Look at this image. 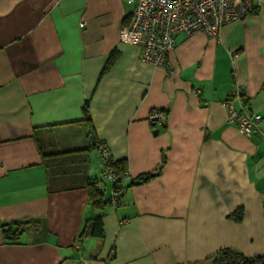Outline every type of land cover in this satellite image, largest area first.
I'll return each instance as SVG.
<instances>
[{
  "label": "crops",
  "instance_id": "1",
  "mask_svg": "<svg viewBox=\"0 0 264 264\" xmlns=\"http://www.w3.org/2000/svg\"><path fill=\"white\" fill-rule=\"evenodd\" d=\"M135 3L0 0V264L264 255V0L218 37L178 34L169 69L128 40ZM236 85L263 116L250 137L228 121ZM87 101L97 138L128 163L121 203L100 212L89 199L101 156L89 148ZM153 110L167 114L157 126ZM102 186L109 199L112 182ZM98 213L103 236L79 237ZM29 219L39 227L6 238L3 224Z\"/></svg>",
  "mask_w": 264,
  "mask_h": 264
},
{
  "label": "built area",
  "instance_id": "2",
  "mask_svg": "<svg viewBox=\"0 0 264 264\" xmlns=\"http://www.w3.org/2000/svg\"><path fill=\"white\" fill-rule=\"evenodd\" d=\"M135 1L131 25L127 28L131 40L141 46V58L154 65L169 69L168 56L175 48V38L183 33L192 35L202 32L218 37L224 25L247 17L262 0H130ZM84 25V24H82ZM245 88H236L225 100L228 121L246 135L257 133L263 122L260 113L247 109L243 104ZM166 113L153 110L149 122L157 126L166 118ZM101 156V176L114 184L123 183L126 176L120 175L112 166V155L104 143L98 148ZM121 199L112 190L111 205L118 206Z\"/></svg>",
  "mask_w": 264,
  "mask_h": 264
},
{
  "label": "trees",
  "instance_id": "3",
  "mask_svg": "<svg viewBox=\"0 0 264 264\" xmlns=\"http://www.w3.org/2000/svg\"><path fill=\"white\" fill-rule=\"evenodd\" d=\"M112 57H110L105 66V70L107 71L112 64ZM84 112L86 118L84 122L87 127V138L89 142V148L98 149L101 144L104 142L97 138L95 128L92 124L91 118L89 117V101L85 103ZM44 155V154H43ZM112 166L115 168L116 172L120 175L126 176L128 173V163L126 160H114L112 157L111 161ZM152 177V174H146L139 176V178L134 181V183H145ZM98 179L92 180L89 184V199L91 206L98 210L102 211L106 205L111 204V197L109 199L105 198L103 186H97ZM113 184L114 193L121 199V195L119 192L123 189V183L119 182L118 184ZM112 195V193H111ZM235 219H239V216L235 215ZM40 221L38 219H29V220H17L11 223L3 224V231L7 239L16 240L22 235L24 232L32 230L34 228L39 227ZM91 234L94 236H103L104 229L102 227V214L98 213L93 219L88 220L83 226L79 237H83L86 234ZM87 234V235H88ZM212 261L214 264H264V255L259 256H246L242 252L233 249V248H224L219 250L216 254L213 255Z\"/></svg>",
  "mask_w": 264,
  "mask_h": 264
},
{
  "label": "water",
  "instance_id": "4",
  "mask_svg": "<svg viewBox=\"0 0 264 264\" xmlns=\"http://www.w3.org/2000/svg\"><path fill=\"white\" fill-rule=\"evenodd\" d=\"M156 131H158V130H156Z\"/></svg>",
  "mask_w": 264,
  "mask_h": 264
}]
</instances>
